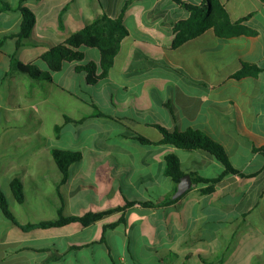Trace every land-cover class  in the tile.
<instances>
[{"label": "crops", "instance_id": "crops-1", "mask_svg": "<svg viewBox=\"0 0 264 264\" xmlns=\"http://www.w3.org/2000/svg\"><path fill=\"white\" fill-rule=\"evenodd\" d=\"M219 1L256 34L222 39L209 30L174 49L187 5L203 0H26L37 23L18 47L8 37L21 32L22 13L0 12V189L16 221H55L60 209L66 218L118 210L90 225L24 231L0 206V264H264V72L233 78L243 62L264 68V3ZM104 16L122 19L128 35L98 84L77 72L100 63L94 48L65 62L53 82L11 71L12 57L48 70L44 54ZM37 102L50 109L42 113ZM157 125L209 134L244 176L220 179L226 168L215 156L159 144ZM133 133L159 145L139 144ZM62 141L69 148H56ZM53 149L83 155L65 182ZM171 154L186 175L219 182H193L175 199L179 185L165 174ZM57 172L59 181H44ZM16 179L23 204L12 191ZM128 201L137 204L122 211Z\"/></svg>", "mask_w": 264, "mask_h": 264}, {"label": "trees", "instance_id": "trees-1", "mask_svg": "<svg viewBox=\"0 0 264 264\" xmlns=\"http://www.w3.org/2000/svg\"><path fill=\"white\" fill-rule=\"evenodd\" d=\"M26 0H21L19 5L15 7L10 4L8 0H0V12H11L18 10L23 15V23L21 32L17 35H12L8 38L17 39L18 47L22 46L23 42L27 40L33 32L37 18L35 13L25 4ZM180 1V0H175ZM264 3V0H262ZM203 5H187L190 12V18L180 22L176 28V39L173 48L177 49L190 40H193L209 30H213L215 34L222 39H232L241 36H254L256 32L249 28L245 22L248 18L240 22H232L226 8L219 0H203ZM128 35V30L124 25L122 19H112L104 16L96 20L91 25L82 29L81 31L73 34L66 42L51 48L42 60L46 63L48 70L43 71L36 63L23 64L12 57L11 71L17 74L26 75L33 80L40 82H53V74L63 69L65 62H79L84 60L85 54L82 51L84 47L98 49L101 54L99 64L90 63L87 65L77 67L78 73L86 75L87 83L90 86L98 84L109 76L110 71L114 67L115 60L120 52L123 39ZM5 42H0V49L4 46ZM100 72V73H99ZM264 72V68L247 62H243V68L237 72L233 78L242 80L244 78L253 77L257 78ZM67 122H73L69 117H66ZM163 135V140L159 143L162 145L174 146L181 150L196 151L201 150L215 156L220 163H222L226 171L220 177L229 174L242 175L240 171L234 168L225 146L216 141L209 134L197 130L189 129L186 131L169 130L161 125L156 126ZM59 133V128L57 129ZM131 139L142 145H159L139 134L133 133ZM256 151H259L256 149ZM264 154V150H260ZM52 155L56 164L63 175L62 181H67L70 175V169L73 164L82 160L83 155L81 152L64 151L60 149H53ZM165 174L171 178L176 184H180L181 180L186 176L181 168V159L176 154H171L166 158ZM244 176V175H242ZM246 177V176H245ZM248 176L246 178H253ZM194 184L212 182L216 184L218 180L212 181L203 177H195L192 174ZM12 191L19 204L25 202V190L23 183L16 179L12 182ZM213 188L204 191L205 194L211 193ZM175 201V200H173ZM137 202L128 201L125 211ZM168 204V203H164ZM144 207L155 208L159 205L154 203H141ZM0 206L4 215L13 221L16 226L24 231L45 230L55 227H64L72 223H81L83 225H90L97 220L102 219L105 215L111 214L116 211H110L101 214H89L85 217H72L66 218L63 215V209L59 210V218L55 221L41 222L29 226H22L16 221L10 204L0 189Z\"/></svg>", "mask_w": 264, "mask_h": 264}, {"label": "rangeland", "instance_id": "rangeland-1", "mask_svg": "<svg viewBox=\"0 0 264 264\" xmlns=\"http://www.w3.org/2000/svg\"><path fill=\"white\" fill-rule=\"evenodd\" d=\"M39 84H41V83H39ZM43 84H46V83H43ZM39 97H40V95H39ZM43 97H44V95H42L41 98H43ZM39 102H41V100ZM39 102L34 103V104H37L36 108L39 109L42 113H46L48 111V109H50V108L48 106H46V105L38 104ZM56 104H58V105L60 104V101H59V99L57 100V98H56ZM30 112H32V111L30 110ZM67 144L68 143L62 141V142H59V143L56 142L55 146H56V148L59 147V148L65 149V148H69L68 147L69 144L68 145ZM60 178H61V174H60V172H57L53 177H51L48 180H44V181H59ZM50 193H51V191H49V194Z\"/></svg>", "mask_w": 264, "mask_h": 264}, {"label": "water", "instance_id": "water-1", "mask_svg": "<svg viewBox=\"0 0 264 264\" xmlns=\"http://www.w3.org/2000/svg\"><path fill=\"white\" fill-rule=\"evenodd\" d=\"M193 186V180L190 175H186L180 182L175 199L184 196Z\"/></svg>", "mask_w": 264, "mask_h": 264}]
</instances>
